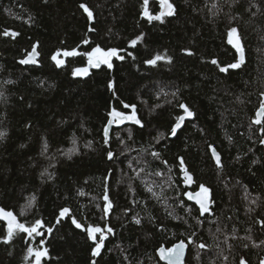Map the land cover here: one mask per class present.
I'll list each match as a JSON object with an SVG mask.
<instances>
[{"label":"trees","instance_id":"1","mask_svg":"<svg viewBox=\"0 0 264 264\" xmlns=\"http://www.w3.org/2000/svg\"><path fill=\"white\" fill-rule=\"evenodd\" d=\"M170 2L174 15L149 22L144 0H0V132L6 134L0 138V206L26 227L43 222L42 235L16 230L11 240L0 222V264H35L29 248H47L41 264H163L156 250L188 244L189 237L188 264L264 259V133L253 123L264 92V0ZM81 3L93 11V22ZM148 10L158 14L159 0H148ZM232 27L245 60L221 73L212 59L226 66L239 56L228 43ZM5 30L19 35L4 36ZM33 45L37 64H21ZM97 45L120 50L124 59L113 57L112 68L88 66L83 53ZM72 49L81 55L62 66L51 59ZM158 53L172 61L144 62ZM79 67H89V74L74 76ZM180 103L195 115L170 138L183 113ZM124 104L136 105L142 126L113 123L106 144L112 108L131 114ZM179 157L194 176L193 190L210 189L204 215L187 198ZM105 192L113 204L107 214ZM65 207L70 213L60 217ZM89 225L113 229L100 256H92Z\"/></svg>","mask_w":264,"mask_h":264},{"label":"snow or ice","instance_id":"2","mask_svg":"<svg viewBox=\"0 0 264 264\" xmlns=\"http://www.w3.org/2000/svg\"><path fill=\"white\" fill-rule=\"evenodd\" d=\"M160 3V12L158 14L153 15L152 13L149 12L148 10V0H144V10H143V16L147 18L149 22L156 20V21H163L165 16H172L175 14V7L174 5L170 2V0H159ZM79 7L83 10L84 13L87 14V19L88 20H93L94 15L93 11L89 8V6L86 3H81ZM215 15V13H214ZM89 31H95L94 28H89ZM4 36H18L19 33L12 32L10 30H5L2 33ZM143 36H137L135 39H132L130 41L131 46H136L138 41L141 40ZM82 43L88 44L89 40L85 38ZM228 43L233 45V47L236 49V52L239 54V58L234 62L230 63L226 66H220V62L217 59H212L211 64L216 65L219 67V71L221 73H226L230 69H238L241 67V65L244 63L245 57H244V48L242 46L238 30L235 27L230 28L228 32ZM119 51L116 48H110V49H103L99 45L96 47L92 48L91 51L83 53V55L87 56L88 58V66L94 67V68H99L101 64L107 65L108 68H112V63L111 60L113 57H117L120 60L124 59V56L119 55ZM188 55H192L193 53L191 52L190 49H185L184 50ZM39 55V52L37 51V45L32 46V50L30 53H28V56L26 59L20 60L21 64H29V63H37L36 57ZM81 55L76 49L72 50H58L55 54L51 56V59L56 63V65L62 66L65 61L64 59H61L59 57L64 56V57H71V56H77ZM128 55H132L131 53H128ZM158 61H167L171 62L172 57L168 56L166 54H156L152 59L145 60L144 62L149 65H156ZM74 76H87L89 74V67H79L74 69L73 73ZM113 85L112 83H109V88H112ZM175 95V94H174ZM261 96L264 97V92L261 93ZM125 108H131V114H125L122 111H118L116 108H112V110L109 112V116L111 119L108 120V125H112L113 123L115 124H122L126 120L127 121H132L135 124L141 125L140 119L137 118V113H136V105H128L124 104ZM179 108L183 110V115H179L175 119V123L171 126L169 135L172 137H175L178 133V130L181 129L184 121L186 118H191L195 114L193 111L190 110L187 104L180 103L178 105ZM256 125H260V132L264 133V99H261L259 108L256 111L255 119L253 121ZM142 126V125H141ZM6 134L4 132H0V138H3ZM104 135L106 137L105 143H108L107 136H108V127H105L104 129ZM261 144H264V138L260 140ZM211 149V153L213 158L215 159V162L217 166H221V157L219 153L216 151L215 147L212 145H209ZM45 150H47V143L44 145ZM108 158L111 159L113 157V153L111 151L108 152ZM152 155L154 157L159 158L160 154L158 152H153ZM165 163H167L165 161ZM179 167L183 171V177H184V182L186 184H192L194 183V179L192 174L189 172L187 167L185 166V161L183 157H179ZM159 175V173H158ZM147 191L149 193H152L153 196H157V193L153 192V189L151 187L147 188ZM188 198L190 200H195L196 203L199 205V211L201 215H204L205 213L210 212V189L206 187L204 184L199 185V190L195 194L188 193ZM159 199V197L157 196ZM35 197L32 198L34 201ZM103 199L106 201L104 205V213L107 214L112 208L113 204L111 200L109 199L107 192H105V195ZM256 201L253 200L252 203H255ZM31 204V201L29 202ZM126 212L128 211L127 209L125 210ZM70 213L69 208H63L60 210V217H65ZM169 215H172L169 213ZM0 217L3 219L7 220L8 222V229H7V240H11L14 232L16 230H20L22 232L28 233L29 236H31L33 233H36V235H42L38 229L43 227V222L41 220L35 221V224L32 227H26L23 223L18 222L17 217L13 214L11 211H6L2 208H0ZM72 223L77 227V228H84V225L81 224L80 222L77 221L75 217H72ZM136 224H140L141 221L139 218L134 217ZM173 219H180L178 216H174ZM197 221H199V218H197ZM60 220L59 218L57 219V223H59ZM261 224H264V221L260 222ZM52 231V228H48V232L50 233ZM85 231L87 232V236L95 242V246L92 248V256H100L101 255V249L105 246L104 242L107 239L108 234L113 233V229L110 226L105 225V227H100V226H92L89 225ZM97 234H99V240L97 241ZM7 242V241H6ZM192 238H188V244H192ZM261 243H264L262 241ZM187 247L185 241L181 240L179 243L172 245L170 248H164L161 247L159 249L160 257L163 260H166L168 264H183V258H184V252L185 248ZM199 248L203 249L206 248L207 246L203 243L198 245ZM247 247V245H245ZM33 252L32 248L28 249V253L31 255ZM48 255V250L47 248L43 250H37L35 252V264H41V258L45 257ZM227 259V257H225ZM92 264H96V261L93 260ZM239 264H247V261L241 257ZM260 264H264V259L260 261Z\"/></svg>","mask_w":264,"mask_h":264},{"label":"water","instance_id":"3","mask_svg":"<svg viewBox=\"0 0 264 264\" xmlns=\"http://www.w3.org/2000/svg\"><path fill=\"white\" fill-rule=\"evenodd\" d=\"M86 14V13H85ZM87 15V14H86ZM90 21V20H89ZM90 22H93V20H91ZM77 50V49H76ZM38 57H39V55L36 57V59H38ZM27 58V56L24 58V59H26ZM67 57H64L63 56V59L65 60ZM238 58H239V56H238ZM35 64H37V63H35ZM35 64H33V63H29V64H26V65H35ZM261 99H264V97H262ZM181 115H183V113L181 114ZM255 115H256V113H255ZM194 117V116H193ZM193 117H191V118H186L185 119V121H184V123H183V125H182V127H181V129L183 128V126H184V124H185V122L186 121H188V120H192L193 119ZM109 119H111V117H109ZM255 119V118H254ZM254 121V120H253ZM124 123H134V122H132V121H125ZM255 124V123H254ZM113 125V124H112ZM112 125H108V123H107V125H106V127H108V136H107V138H109V136H110V130H111V127H112ZM256 125V124H255ZM181 129H179L178 131H180ZM170 138H173L172 136H170ZM217 151V150H216ZM218 152V151H217ZM219 153V152H218ZM211 155H212V153H211ZM219 155H220V153H219ZM220 157H221V155H220ZM212 158H213V156H212ZM213 160H214V162H215V159L213 158ZM216 163V162H215ZM185 166H186V164H185ZM187 167V166H186ZM188 169V168H187ZM190 172V171H189ZM191 173V172H190ZM192 174V173H191ZM192 176H193V174H192ZM181 178L183 179V182H182V185H183V187L184 188H186V189H188V193H191V194H195L198 190H199V188H197L196 190H193V187H194V185H195V182L194 183H192V184H186L185 182H184V177H183V171L181 170ZM193 179H194V176H193ZM195 181V180H194ZM187 198H188V195H187ZM188 200L191 202V203H193V204H195L198 208H199V205L196 203V201L195 200H190L189 198H188ZM211 201V200H210ZM210 206H211V203H210ZM0 208H2V209H4V210H6V211H10V210H7V209H5V208H3V207H1L0 206ZM11 212H13V211H11ZM13 214L17 217V220H18V222H20L19 221V219H18V216L13 212ZM0 222H3V223H5L6 224V226H8V222H7V220H5V219H3L2 217H0ZM21 223V222H20ZM181 241V240H180ZM180 241H178V242H176V243H174V244H177V243H179ZM186 243V242H185ZM173 244V245H174ZM186 245H187V247L185 248V252H184V258H183V264H188L187 262H186V258H187V252H188V244L186 243ZM161 247H164V248H170V247H172V245L171 246H169V247H166V246H160L157 250H156V254H157V256H158V258H159V260L163 263V264H168V262L166 261V260H163V259H161V257H160V253H159V249L161 248Z\"/></svg>","mask_w":264,"mask_h":264},{"label":"rangeland","instance_id":"4","mask_svg":"<svg viewBox=\"0 0 264 264\" xmlns=\"http://www.w3.org/2000/svg\"><path fill=\"white\" fill-rule=\"evenodd\" d=\"M37 250H42V249H33L32 254H33V256H34V260H35V252H36Z\"/></svg>","mask_w":264,"mask_h":264},{"label":"flooded vegetation","instance_id":"5","mask_svg":"<svg viewBox=\"0 0 264 264\" xmlns=\"http://www.w3.org/2000/svg\"><path fill=\"white\" fill-rule=\"evenodd\" d=\"M62 59H63V58H62ZM28 237H31V236L28 235Z\"/></svg>","mask_w":264,"mask_h":264}]
</instances>
